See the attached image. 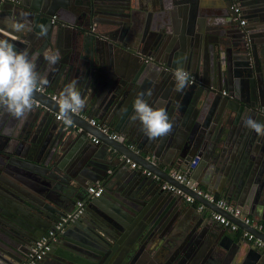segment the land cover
Wrapping results in <instances>:
<instances>
[{
  "label": "water",
  "instance_id": "95a60500",
  "mask_svg": "<svg viewBox=\"0 0 264 264\" xmlns=\"http://www.w3.org/2000/svg\"><path fill=\"white\" fill-rule=\"evenodd\" d=\"M34 1L2 2L0 21L25 12L34 24L47 26L46 36L36 30L12 42L38 57L41 73L47 70L44 53L59 50L48 86L63 89L78 81L83 112L94 114L98 125L77 114L70 126L55 120L56 101L38 91L34 100L40 106L23 119L0 108V264L23 263L35 241L79 199L85 201L83 214L64 224L55 245L34 264H264V254L249 241H233L213 219L196 216L195 203L186 206L182 196L161 186L166 180L191 192L168 170L198 156L192 179L250 213L264 211V136L243 123L246 117L264 123V112L254 111L264 106V0H181L192 4L193 14H202L203 24L190 21L179 32L164 16L168 4L160 1L154 12L158 5L163 9L146 22L132 16L133 7L137 12L153 0ZM233 4L241 7L245 24L235 19ZM177 68L194 76L181 92L175 90ZM148 89L147 102L165 107L173 122L156 139L127 113L137 94ZM211 102L219 109L210 118ZM107 122L135 149L100 131ZM221 142L229 161L216 152ZM246 143L254 149L239 161ZM124 158L160 180L130 168ZM111 164L118 168L102 184V194L87 197L86 188L106 178ZM227 216L264 240L263 233Z\"/></svg>",
  "mask_w": 264,
  "mask_h": 264
},
{
  "label": "clouds",
  "instance_id": "9594fccd",
  "mask_svg": "<svg viewBox=\"0 0 264 264\" xmlns=\"http://www.w3.org/2000/svg\"><path fill=\"white\" fill-rule=\"evenodd\" d=\"M0 108L4 109L13 118L23 119L33 111L34 95L38 89L48 86V73L55 71V66L61 59L59 50H48L44 53L47 70L43 73L37 71V56L30 55L26 47L17 50L12 42L21 35H27L38 30L37 35L46 36L48 28L45 24L29 19L25 12L19 15L5 17L0 21ZM27 43V42H26ZM175 90L183 91L189 83V73L183 68L174 71ZM78 81L73 80L63 87L56 97L58 115L66 125L72 124V115L84 110L86 100L78 89ZM145 96L151 97L152 90L139 92L132 102V121H139L142 131L149 139H156L167 135L173 127L167 109L150 105ZM244 126L253 130L258 136H264V123L246 117Z\"/></svg>",
  "mask_w": 264,
  "mask_h": 264
},
{
  "label": "built area",
  "instance_id": "2783aa9c",
  "mask_svg": "<svg viewBox=\"0 0 264 264\" xmlns=\"http://www.w3.org/2000/svg\"><path fill=\"white\" fill-rule=\"evenodd\" d=\"M4 1H13V0H0V4ZM232 9L236 14L235 19H238L241 25L245 24V19L240 18V15H242L241 7L239 5L233 4ZM192 82H194V76L191 73H189V83ZM37 91L46 93L51 99L56 101L57 94L51 93L46 89V87L43 89H38ZM222 94H226V91L223 90ZM35 105L40 106L39 101L35 100ZM76 114L87 119L90 125H98V121L94 117H87L86 114H84L83 112H79ZM55 118L57 120H61L59 119L58 113L55 114ZM98 128L100 129V131L107 134L109 138L123 142L129 148L134 149L133 144L128 143L125 137H123L119 132L110 129L106 125L98 126ZM91 139L94 142L98 141L96 137H92ZM124 159L127 163L130 164L132 168H136V167L141 168L143 173L146 174L147 176L152 177L154 179H160L157 174H154L153 172L142 168L135 162L131 161L129 158H124ZM198 161H199V157L195 156L194 159H192V161L186 166L176 170L171 169L168 172L173 179L178 181V183L182 184L191 192H187L185 189L177 187L176 185L171 184L166 180L161 181V186L167 190L174 192L179 196H182L187 203L189 204L195 203L196 208L199 212L205 211L207 205L201 201H198L196 196L202 197L209 203H212L216 207L220 208L221 209L220 211H216L213 209L209 211L211 219H213L221 226L230 229L231 231L240 230L242 237L247 241H249L250 243H252L255 247H257L261 251V253L264 254V240L261 237L255 235L249 229L241 227L239 223L229 218L227 214L239 220L244 225H247L252 229H256L257 231L263 234H264V223L253 219L251 216L244 213L240 207L230 203L223 197H219L215 195L209 189L201 187L198 184V182L193 180L192 177L190 176V171L195 167ZM103 191H104L103 186L99 184H90L86 188L87 197L89 198L98 197L102 194ZM84 206H85L84 200L81 199L76 200L74 209L71 212L67 213L66 216L62 217L61 220L57 221L54 224L53 229L48 230L45 235H43L38 240H36L35 243L30 247V251L23 264H34L36 261L43 259L44 256L47 254V252L51 249L54 241L56 240L57 233L63 229L64 224L77 219L81 214H83Z\"/></svg>",
  "mask_w": 264,
  "mask_h": 264
},
{
  "label": "crops",
  "instance_id": "0c3cea01",
  "mask_svg": "<svg viewBox=\"0 0 264 264\" xmlns=\"http://www.w3.org/2000/svg\"><path fill=\"white\" fill-rule=\"evenodd\" d=\"M164 2L165 4H168V7L169 8H167V9H165L166 10V12H167V14H164V16L166 17V18H168L171 22H169L171 25H173V26H176L175 28H176V30H177V32H179L181 29H185L186 27H187V25L190 23V21L191 22H195L196 24L198 23V24H203V17H202V14H193V11H192V4L190 3V2H181V0H153L149 5H147V7L145 8V9H142V8H139L138 10H137V12H136V9H134V7H133V11H135L134 13H133V15L132 16H134V18L136 19V20H145V22H146V20H152V18H153V14L155 13V12H157L158 10H160L161 8L163 9V7H164V4H163V7L162 6H160V5H158V10L157 11H155L154 12V9H153V6H156V4L158 3V2ZM18 2H20V0H18ZM32 2L33 3H36L34 0H32ZM203 11V9H201L200 10V12H202ZM161 12V11H160ZM203 13V12H202ZM205 16V15H204ZM2 18H0V20H1ZM125 21V20H124ZM125 23V22H124ZM123 23V24H124ZM122 24V25H123ZM175 24V25H174ZM128 25V32H129V23L127 24ZM178 34V33H177ZM125 69H127L128 70V68H129V63H127L126 65H125ZM184 70H187L189 73H191V71H189L188 69H184ZM192 74V73H191ZM152 82H155V79H153L152 80ZM47 88V90L48 91H50L51 93H56L57 95L59 94V92L62 90V88L60 87V88H57L56 90L54 89V88H52L51 86H46ZM224 90V89H223ZM222 90V91H223ZM215 108H217V109H219L218 108V106H217V104L216 103H213V102H211V103H209L208 104V108H207V111H206V114L208 113V111H209V109H211L212 110V112L210 113V118L211 117H213L214 116V114H215ZM256 109H258L259 111H262V113L264 112V106H258L257 105V107L256 108H254V111L255 112H259L258 110H256ZM132 109H130L127 113H128V116L131 114L132 115V111H131ZM81 112H83V111H81ZM84 114H87V112H83ZM260 113V112H259ZM130 115V116H131ZM92 117H94L97 121H98V119H97V117L93 114V116ZM8 120V119H7ZM55 120H57L56 118H55ZM59 121V120H58ZM61 122V121H60ZM113 125L114 124H111V122H107L106 123V126H108L110 129H112V130H114L113 129ZM223 125H225V126H230L229 125V123L228 122H224L223 123ZM118 132V131H117ZM90 137H94V136H91L90 135ZM126 141H127V139H126ZM128 142V141H127ZM128 143H131V142H128ZM132 144V143H131ZM133 146H134V149H135V144H133ZM216 146H217V149H216V152H217V154H219V156L222 158V159H224V158H226L225 160H227V161H229V160H231V157H230V155H229V153H221V150L223 149V147H224V144L221 142V143H217L216 144ZM238 147H240V146H238ZM253 149H254V147H253ZM252 146L249 144V143H246V144H243L241 147H240V150H239V154H238V158H239V161L240 160H243V157L242 156H246L247 155V153H249V152H251L252 150ZM237 158V159H238ZM194 159V158H193ZM192 161V160H191ZM190 161V162H191ZM189 162V163H190ZM188 163V164H189ZM198 164H199V161L197 162V164L195 165V167L190 171V175H192V173L196 170V168L198 167ZM180 168L182 167V166H179ZM118 168V166L117 165H110L109 166V169H108V171H107V175H106V178H104L102 181H98L97 183H91V184H99V185H102L106 180H107V177H111V175L114 173V171L116 170ZM130 168H132L131 166H130ZM180 168H178V169H180ZM171 169H175V168H171ZM171 169H169L168 170V172L171 170ZM176 170V169H175ZM143 172V171H142ZM202 175H204V172L202 171L201 173H199L198 174V177L200 178H202L203 176ZM241 175V174H240ZM158 180H160V179H158ZM194 180V179H193ZM162 181V180H161ZM197 182V181H196ZM198 184L201 186V187H203V188H206V189H209L210 191H212L215 195H217V196H219V197H223V198H225L227 201H229L230 203H232V204H235L236 206H238V207H240L241 209H242V211L244 212V213H246V214H248L249 216H251L253 219H255V220H257V221H261L262 223H264V211H263V209L262 208H260V212H259V214L257 213V212H249V210H246V209H243L240 205H238V204H236V202L233 200V199H231V198H227L226 196H224V194H223V192L221 191V192H217L216 190H212L210 187H208L207 186V184H205V183H203V182H198ZM186 206H188V203H186ZM197 209V208H196ZM211 210V208L210 207H208L207 206V208H206V210L205 211H203V212H199L198 210H197V213H195L196 214V216H199V213H201L202 215L204 214L205 215V218H208L209 220H211L212 221V219H211V217H210V213H209V211ZM213 223V225H214V227L215 228H218V229H220V230H224V233L228 236V237H230V238H232V240L233 241H236V242H241L242 243V239H241V237H242V234H241V231L240 230H236V231H231L230 229H227V228H225V227H223V226H221L220 224H218L217 222H215V221H212ZM241 240V241H240ZM55 242V241H54ZM53 245H55V243H53ZM52 245V246H53ZM250 248H252V249H254V248H257V247H255L252 243H250ZM248 252H249V247H248ZM41 260H43V259H41ZM40 260V261H41ZM243 260V259H242ZM23 263L25 262V261H22ZM23 263H21V264H23Z\"/></svg>",
  "mask_w": 264,
  "mask_h": 264
}]
</instances>
